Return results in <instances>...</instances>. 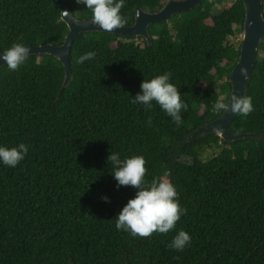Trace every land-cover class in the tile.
<instances>
[{"label": "trees", "instance_id": "1", "mask_svg": "<svg viewBox=\"0 0 264 264\" xmlns=\"http://www.w3.org/2000/svg\"><path fill=\"white\" fill-rule=\"evenodd\" d=\"M223 1L204 0L150 25L148 40L80 33L66 83L61 62L46 54L28 56L15 71L0 68V144L29 146L15 168L0 166V264H264V37L244 91L253 111L229 124L232 135L246 137L194 134L221 118L212 104L219 93L229 96L239 57L240 45L228 39L243 30V3ZM163 4L126 0L122 27L134 24L136 10ZM64 9L91 20L74 0H0V49L17 38L27 47L62 45ZM262 11L264 20V4ZM87 51L94 59L75 63ZM164 72L187 105L180 126L155 103L145 110L129 102L143 79ZM214 83L216 93L208 87ZM208 148L218 154L204 159ZM111 152L142 155L146 181L175 186L185 212L171 231L132 237L115 230L135 189L114 187ZM177 229L191 237L180 252L165 247Z\"/></svg>", "mask_w": 264, "mask_h": 264}, {"label": "clouds", "instance_id": "2", "mask_svg": "<svg viewBox=\"0 0 264 264\" xmlns=\"http://www.w3.org/2000/svg\"><path fill=\"white\" fill-rule=\"evenodd\" d=\"M76 5L91 12V23L104 31L121 28L126 17L121 13L126 0H74ZM69 16L67 10L61 11ZM139 15V14H137ZM27 47L20 38L11 43L7 48L0 49V66L9 71L17 70L24 64L28 55ZM94 51H87L75 58V63L81 64L92 61ZM239 74L247 79V70L241 67ZM171 73L164 72L150 79H143L139 84V92L129 98L134 105L151 109L153 103L168 117L176 126L182 123L181 113L187 109V105L181 100V94L175 84L170 82ZM213 112L232 113L242 118L253 111L252 97L244 95L227 96L219 93L212 104ZM148 122L150 123V117ZM29 146L25 143H17L9 147L0 144V166L15 168L26 156ZM106 162L111 165V176L115 181L114 187L130 186L135 189L134 195L127 200L114 217L116 231H123L132 237H148L154 232L165 234L171 231L185 209L178 203L175 186L167 179L153 178L150 182L145 180V159L142 155H133L121 158L120 153L111 152ZM101 199L107 203L106 196ZM191 237L183 229H177L175 235L165 245L167 249L176 252L182 251L189 243Z\"/></svg>", "mask_w": 264, "mask_h": 264}, {"label": "water", "instance_id": "3", "mask_svg": "<svg viewBox=\"0 0 264 264\" xmlns=\"http://www.w3.org/2000/svg\"><path fill=\"white\" fill-rule=\"evenodd\" d=\"M204 0H169L160 10L150 13L136 10L134 16V24L130 27L116 28L111 31H104L91 23V20H77L72 17L63 15L61 12V20L67 26L68 33L64 38L62 45L51 46L42 45L29 47V55L46 54L56 58L64 67V83L69 81V62L68 55L72 46L73 40L80 33L87 32H104L111 35H118L121 37L144 38L149 39L148 27L152 24L161 22H168L171 17L177 14L190 11L198 7ZM245 11V19L243 30L241 32V44L239 50V57L236 65L231 71L229 83L231 86L229 96L232 94L240 96L244 95L247 79L255 65L256 54L261 39L264 37V20L262 6L264 0H241ZM67 10V9H64ZM68 11V10H67ZM69 12V11H68ZM139 14V15H137ZM3 61H0L2 64ZM2 66H0L1 68ZM244 67L247 70V79H243L239 70ZM234 114L228 112L223 113L220 119H217L204 127L195 131L197 134H207L209 132H216L218 137L223 141H235L246 137V135H232L229 132V124L234 118Z\"/></svg>", "mask_w": 264, "mask_h": 264}, {"label": "rangeland", "instance_id": "4", "mask_svg": "<svg viewBox=\"0 0 264 264\" xmlns=\"http://www.w3.org/2000/svg\"><path fill=\"white\" fill-rule=\"evenodd\" d=\"M168 1L169 0H164V4L167 3ZM231 2H232V0H224L222 6H225L226 4H229ZM136 41H137V39H136ZM228 42L230 44H232V45L239 46L241 44V33H236L235 36L230 37L228 39ZM218 85H220V83H214L212 85H209L208 87L211 88V90L216 93V92H218ZM218 151L219 150L215 149V148H208V149L205 150V152L203 153L202 157L204 159L213 158L214 156H216L218 154ZM183 161L189 162L190 160L183 159Z\"/></svg>", "mask_w": 264, "mask_h": 264}, {"label": "bare ground", "instance_id": "5", "mask_svg": "<svg viewBox=\"0 0 264 264\" xmlns=\"http://www.w3.org/2000/svg\"><path fill=\"white\" fill-rule=\"evenodd\" d=\"M179 1H183V0H179Z\"/></svg>", "mask_w": 264, "mask_h": 264}]
</instances>
